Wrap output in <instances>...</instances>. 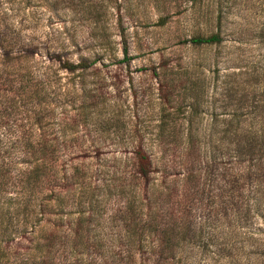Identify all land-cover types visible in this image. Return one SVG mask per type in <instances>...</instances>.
Wrapping results in <instances>:
<instances>
[{
  "label": "rangeland",
  "instance_id": "374dc122",
  "mask_svg": "<svg viewBox=\"0 0 264 264\" xmlns=\"http://www.w3.org/2000/svg\"><path fill=\"white\" fill-rule=\"evenodd\" d=\"M217 28V44L183 42ZM37 139L58 172L22 190ZM137 145L147 181L132 177ZM79 160L111 188L90 232L109 251L117 189L136 184L205 239L193 264H264V0H0V264H53L38 249L88 208L49 202L50 187Z\"/></svg>",
  "mask_w": 264,
  "mask_h": 264
},
{
  "label": "trees",
  "instance_id": "16d2710c",
  "mask_svg": "<svg viewBox=\"0 0 264 264\" xmlns=\"http://www.w3.org/2000/svg\"><path fill=\"white\" fill-rule=\"evenodd\" d=\"M218 30L219 28L207 35H192L184 39L183 42L195 46L217 44L221 41ZM125 52L126 47L122 46V53L125 54ZM89 66L90 63L84 61L63 63V67L68 71L78 68L83 70ZM229 131L230 129H226L225 133L227 134ZM46 143L47 141L37 139L34 145H31L35 150V157L23 161L28 167L20 172L19 182L22 190L27 186L33 189L34 184L41 180L47 184L51 180H55L54 175L58 172L57 163L52 157L44 154ZM236 145L238 148V143ZM24 148L27 147L21 149ZM132 154L134 159L132 177L137 182L147 181L153 170L148 154L140 145L132 150ZM86 165L84 160L75 161L70 165L67 173L63 169L60 177L61 183H57V190L53 189L52 185L50 187L52 193L49 195V202L54 199L53 201L57 205L65 203L81 205L86 201L88 208L87 211L84 209L78 211L73 222L67 221L65 228L69 229V235L53 233V237H47L46 242L40 246L41 249H38L40 251L42 247H45V252H50L53 255V264H63L67 254L72 255V258L68 259L69 263L66 264H193L192 248L202 240L205 244V239H200V235L196 237L195 233L191 232L188 223L182 221L183 211L179 209L180 207L174 208V202L170 204L171 207L163 211V207L160 208L159 200L153 196V192L147 188L138 187L136 184H129L130 186L127 187L122 185L117 189L120 192V197L124 198L122 206L117 209L118 212L123 213L120 219L122 234L116 237L119 249L109 251L107 237L104 238L90 232L95 226L91 209L94 204L98 205L102 200L100 196L98 197L99 192L102 188H106L110 193L109 189L111 188L108 184H106L108 187L103 185L104 179L102 183L97 180V174L94 179L89 180L90 177L86 176L88 173H85L86 171L83 169ZM1 168L2 165H0V170ZM126 214H128L127 219L124 218ZM55 215L59 220L55 225H60L63 214L57 211ZM148 238L149 240H147ZM147 245L152 248L151 252H142L145 251ZM121 247H125L126 250L125 248L121 250ZM105 248L109 251L106 254ZM58 256L61 258L56 262Z\"/></svg>",
  "mask_w": 264,
  "mask_h": 264
}]
</instances>
